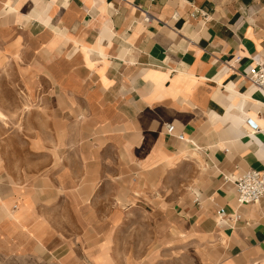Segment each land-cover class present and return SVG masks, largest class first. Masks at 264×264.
Wrapping results in <instances>:
<instances>
[{
    "label": "crops",
    "instance_id": "crops-1",
    "mask_svg": "<svg viewBox=\"0 0 264 264\" xmlns=\"http://www.w3.org/2000/svg\"><path fill=\"white\" fill-rule=\"evenodd\" d=\"M258 59L264 0H0V74L48 115L0 144V264H138L141 225L264 264V198L235 186L264 171Z\"/></svg>",
    "mask_w": 264,
    "mask_h": 264
},
{
    "label": "rangeland",
    "instance_id": "rangeland-1",
    "mask_svg": "<svg viewBox=\"0 0 264 264\" xmlns=\"http://www.w3.org/2000/svg\"><path fill=\"white\" fill-rule=\"evenodd\" d=\"M0 113L5 115V118L0 117V144L11 150L16 158L20 152L27 154L36 132L44 131L47 126V110L37 99H28L11 74L2 73ZM139 222L146 223L147 220L140 219ZM171 240L163 242L157 232L152 235L150 227L147 232L146 227L141 225L132 236L124 235V241L131 242L133 250L123 253L128 254L127 261L131 256L138 259V264H204L196 244L186 242L188 239L184 242H179L177 238H174L175 242Z\"/></svg>",
    "mask_w": 264,
    "mask_h": 264
},
{
    "label": "built area",
    "instance_id": "built-area-1",
    "mask_svg": "<svg viewBox=\"0 0 264 264\" xmlns=\"http://www.w3.org/2000/svg\"><path fill=\"white\" fill-rule=\"evenodd\" d=\"M146 23L150 18L144 19ZM248 81L254 89L264 92V60L254 61V68L247 75ZM180 139L183 140L181 136ZM236 200L242 206L257 204L264 198V171L250 170L240 176L236 181ZM219 216H226L225 210L219 211Z\"/></svg>",
    "mask_w": 264,
    "mask_h": 264
}]
</instances>
